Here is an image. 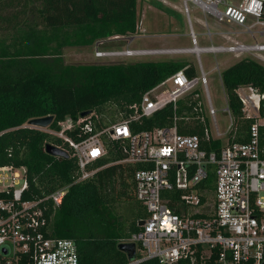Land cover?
Returning a JSON list of instances; mask_svg holds the SVG:
<instances>
[{"label": "built area", "instance_id": "1", "mask_svg": "<svg viewBox=\"0 0 264 264\" xmlns=\"http://www.w3.org/2000/svg\"><path fill=\"white\" fill-rule=\"evenodd\" d=\"M182 3L196 45L190 5L206 18L236 25L255 38L253 43L233 40L232 44H211L200 51L236 53L243 58L253 55L264 61V40L256 39L257 35L264 38V0ZM206 25L210 38L218 33L231 37L229 32H213L208 21ZM121 39L131 40L130 35L98 40L95 56L105 58L107 63H129L133 61L131 57L184 54L192 49H132L129 43L125 49L102 46L104 41ZM201 84L202 95L198 91ZM162 86H168V91L156 94ZM236 94L242 104V118L253 120L247 131L249 139L244 142L230 140L234 138L236 117L229 105L224 111L232 122L227 132L220 131L201 61L197 75L190 77L183 69L178 70L144 93L139 102L131 105L133 112L128 117L103 124L101 115L90 111L76 118L67 116L57 128H52V123L42 127L29 121L24 126L56 137L59 144H52L75 157L81 173L79 180L93 175L95 169L89 167L108 153L106 140L120 143L125 155L120 162L145 164V168L135 171L134 182L136 200L145 207L147 217L140 230L121 239L120 242L137 245L135 256L123 264H143L146 260L156 264H209L212 260L214 264H264V92L243 84ZM191 95L198 99L194 110L203 122V133L179 132L180 117L176 113L172 126L133 129L134 122L168 105L176 111L178 102ZM217 140L222 141L220 147L215 146ZM211 172L214 182L208 185ZM29 187L26 166H0V264H80L76 239L47 234L51 217L45 202L51 200L59 207L68 186L43 199H26Z\"/></svg>", "mask_w": 264, "mask_h": 264}, {"label": "trees", "instance_id": "2", "mask_svg": "<svg viewBox=\"0 0 264 264\" xmlns=\"http://www.w3.org/2000/svg\"><path fill=\"white\" fill-rule=\"evenodd\" d=\"M137 30L138 0H0V166L28 168L26 199H43L68 186L59 207L51 200L45 202L51 217L47 234L76 239L80 264H123L129 260L118 244L140 230L138 222L147 217V211L140 210L125 231L111 205L125 194L136 198L134 173L145 164L120 162L125 157L120 143L106 140L108 153L89 167L95 169L93 175L79 180L75 157L46 152V144H59V140L24 124L54 115L51 127L57 128L59 121L67 116L76 118L84 111H96L101 116L119 112L121 118L128 117L133 112L131 105L173 73L183 69L190 77L197 75L195 65L184 59L65 61L67 47H90L98 40ZM222 81L236 117L234 138L230 140L247 141L253 120L242 118L236 89L249 84L264 92V65L242 58L222 72ZM197 103L193 95L186 97L178 102L176 111L168 105L134 122L133 129L172 126L176 113L179 132L203 133V122L194 110ZM109 105L112 111H108ZM107 122L103 119V124ZM221 144V140L215 141V146ZM213 182L211 172L207 184Z\"/></svg>", "mask_w": 264, "mask_h": 264}, {"label": "rangeland", "instance_id": "3", "mask_svg": "<svg viewBox=\"0 0 264 264\" xmlns=\"http://www.w3.org/2000/svg\"><path fill=\"white\" fill-rule=\"evenodd\" d=\"M178 5L176 9L174 6ZM166 9H169L168 12ZM190 16L192 18L194 30L197 34V37L200 41V44H207L206 46L211 45L212 40L214 43L219 42L220 38L223 36L218 32L224 31L229 32L231 37L226 36L224 40L227 43L233 42V40H241L247 43L255 42V38L250 34H244L242 28H239L233 24L219 23L212 18H206L205 15L196 7L190 5ZM208 21L211 30L215 33L212 38L207 35L208 27L206 25ZM175 27L180 32L188 31L190 29L187 22L186 14L184 13V7L182 0H138V30L134 34H130V41L121 39V40H110L104 41V48L107 49H125L129 43V47L132 49L135 48H164L166 47V39L177 37L174 35L176 30ZM172 36H169L167 34ZM162 34L160 37L157 36ZM144 35V36H143ZM155 35V36H154ZM191 35V34H190ZM191 37V46L187 48L197 47L196 43ZM258 41H263L264 38L256 36ZM203 40V41H202ZM222 40V39H221ZM162 44V45H161ZM96 46V43L94 44ZM91 47H67L64 49V57L67 63H91V62H105V58H97L95 56L96 48L95 46ZM174 42L171 43L170 47H180L175 46ZM161 46V47H160ZM200 48L204 46H199ZM196 52V51H195ZM189 53H194L193 51ZM184 54H171V55H155V56H140V57H131L135 61H153V60H171V59H183ZM252 59L262 63L258 56L251 55ZM241 54L236 53H202L200 57L194 55L192 62L197 72L199 73V61H201L204 71L207 73V82L209 93L212 98L214 108L216 110V116L218 121V127L223 133L227 132L229 126L232 122V119L229 113H226L224 109L228 106L227 93L222 81V72L228 67L232 66L240 59H242ZM118 60L121 58H117ZM108 60V59H106ZM185 60V59H184ZM120 61V60H119ZM132 61V62H133ZM107 62V61H106ZM189 62V61H188ZM216 65L219 67L216 69ZM163 91H168V86H162L157 91L156 94H159ZM200 95L203 92V86L200 85L198 89ZM189 97V96H188ZM206 100V99H204ZM206 112H209V107L207 101H205ZM108 111H112L113 106H108ZM103 116V115H102ZM101 116V117H102ZM113 116V117H112ZM122 117V114L116 112L111 114V112H106L102 117L106 121H117ZM114 119V120H113ZM224 142H227V136L223 137ZM4 173L1 172V175ZM10 174V172H8ZM129 191H132L131 189ZM128 194L124 195L117 202L113 203L112 210L115 212L116 217L122 222L124 230L126 231L129 223L136 218L140 210L145 209V207L136 200L134 197H127Z\"/></svg>", "mask_w": 264, "mask_h": 264}, {"label": "water", "instance_id": "4", "mask_svg": "<svg viewBox=\"0 0 264 264\" xmlns=\"http://www.w3.org/2000/svg\"><path fill=\"white\" fill-rule=\"evenodd\" d=\"M89 113V111H84L81 113L82 116H85ZM54 120V115H47L43 117H36L31 120H29L30 124L47 127L49 126ZM46 152L54 155V156H62V157H69V154L65 152L63 149L57 147L56 145L52 143H48L46 145ZM145 223L144 219L139 220L138 224L139 226L143 225ZM118 248L122 251H124L128 258L131 259L135 256L137 245L135 242H120L118 244Z\"/></svg>", "mask_w": 264, "mask_h": 264}, {"label": "crops", "instance_id": "5", "mask_svg": "<svg viewBox=\"0 0 264 264\" xmlns=\"http://www.w3.org/2000/svg\"><path fill=\"white\" fill-rule=\"evenodd\" d=\"M178 5H176L175 4V6H174V8L176 9V7H177ZM173 26H174V29L173 30H176L177 32L176 33H174V35H176L177 37L174 39V37L173 38H169V39H166L165 41H166V43H165V45H166V47H170V45H171V43L172 42H174L176 45L175 46H180V47H190L192 44H191V35H190V33L188 32V31H183V32H180L178 29H177V27H175V24L173 23ZM162 34H159V35H157V36H161ZM167 35H169V36H172L173 35V33H171V35H170V33L169 34H167ZM144 36V35H143ZM155 36V35H154ZM224 38H225V36H222L221 38H220V41L219 42H213L212 40H210L211 41V44H214V45H220V44H225V43H227L225 40H224ZM222 39V40H221ZM203 41V40H202ZM162 45V44H161ZM207 44H200V41H199V39H198V37H197V47L198 48H200L199 46H206ZM91 47V46H90ZM161 47V46H160ZM202 50V49H201ZM194 53H184V55H183V59H185V60H187V61H189V62H192V58H194V55H198L197 54V51L195 52V51H193ZM202 53H212V52H205V51H200L199 52V57H200V55L202 54Z\"/></svg>", "mask_w": 264, "mask_h": 264}, {"label": "bare ground", "instance_id": "6", "mask_svg": "<svg viewBox=\"0 0 264 264\" xmlns=\"http://www.w3.org/2000/svg\"><path fill=\"white\" fill-rule=\"evenodd\" d=\"M95 46V45H94ZM201 49L200 48H198V47H195V48H192V49H190V51H200Z\"/></svg>", "mask_w": 264, "mask_h": 264}]
</instances>
